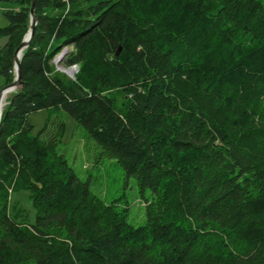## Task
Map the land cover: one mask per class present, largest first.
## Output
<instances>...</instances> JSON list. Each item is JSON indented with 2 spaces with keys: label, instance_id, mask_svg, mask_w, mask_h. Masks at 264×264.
<instances>
[{
  "label": "trees",
  "instance_id": "1",
  "mask_svg": "<svg viewBox=\"0 0 264 264\" xmlns=\"http://www.w3.org/2000/svg\"><path fill=\"white\" fill-rule=\"evenodd\" d=\"M30 2L0 0L5 85ZM34 13L0 117V264H264V0H37ZM62 46L74 79L50 63ZM52 109L134 180L142 226L56 153L61 121L31 135L27 117ZM21 193L32 212L12 209Z\"/></svg>",
  "mask_w": 264,
  "mask_h": 264
},
{
  "label": "rangeland",
  "instance_id": "2",
  "mask_svg": "<svg viewBox=\"0 0 264 264\" xmlns=\"http://www.w3.org/2000/svg\"><path fill=\"white\" fill-rule=\"evenodd\" d=\"M4 24L5 20L1 15L0 8V27ZM71 52V46L61 47L50 62L55 71L63 73L60 68L66 67L64 64ZM67 72L71 73V70H67L63 74L70 77ZM11 74L13 77V67ZM4 83V77L0 76V89L4 87ZM14 92L6 98L2 108ZM47 119H57L64 124L63 134L56 146V153L65 158L68 166L81 180H88L90 190L95 195L107 203L114 202L119 209L127 208L129 222L136 227L142 226L145 223L144 207L146 204L139 196L134 180L125 179L123 171L116 161L100 155L97 145L87 136L83 128L61 110H39L31 113L27 117V122L31 126V135H36L45 125ZM14 197L21 199L24 196L21 193ZM25 204H27V210L32 212L30 203Z\"/></svg>",
  "mask_w": 264,
  "mask_h": 264
},
{
  "label": "water",
  "instance_id": "3",
  "mask_svg": "<svg viewBox=\"0 0 264 264\" xmlns=\"http://www.w3.org/2000/svg\"><path fill=\"white\" fill-rule=\"evenodd\" d=\"M36 2L37 0H31L30 2V7H29V28L27 33L25 34L23 40L21 41V43L17 46V48L14 50L13 52V56H12V67L14 70V76H13V80L12 82H10L9 84L5 85L4 87H2L0 89V98H1V93L9 88H13L15 91L21 90L23 83L21 81V66H20V59H21V54L22 51L25 50L30 42L33 39V35L35 32V26L37 24V18L35 16V8H36ZM121 47L119 46L116 51L114 56L117 57L119 55V53L121 52ZM20 55V57H19ZM62 72V71H61ZM1 112L2 109H0V117H1Z\"/></svg>",
  "mask_w": 264,
  "mask_h": 264
},
{
  "label": "crops",
  "instance_id": "4",
  "mask_svg": "<svg viewBox=\"0 0 264 264\" xmlns=\"http://www.w3.org/2000/svg\"><path fill=\"white\" fill-rule=\"evenodd\" d=\"M23 194V198H18V197H14L13 196V204H12V209L17 213V214H19V213H23V212H25V211H27V204H25V203H28V199H27V197H26V195L27 194H25V193H22ZM25 198V199H24ZM20 199V200H19ZM30 212V211H29Z\"/></svg>",
  "mask_w": 264,
  "mask_h": 264
},
{
  "label": "bare ground",
  "instance_id": "5",
  "mask_svg": "<svg viewBox=\"0 0 264 264\" xmlns=\"http://www.w3.org/2000/svg\"><path fill=\"white\" fill-rule=\"evenodd\" d=\"M20 57V55H19ZM69 73V72H67ZM13 91H15L13 88H9V89H6L4 90L2 93H1V98H0V109L2 108L3 104L5 103V100L6 98L10 95V93H12Z\"/></svg>",
  "mask_w": 264,
  "mask_h": 264
},
{
  "label": "built area",
  "instance_id": "6",
  "mask_svg": "<svg viewBox=\"0 0 264 264\" xmlns=\"http://www.w3.org/2000/svg\"><path fill=\"white\" fill-rule=\"evenodd\" d=\"M60 70L65 73L67 70H71V73H69V76L68 78L70 79H74V75L77 73L78 71V68L76 65H72V66H69V67H65V68H60ZM10 192V191H9Z\"/></svg>",
  "mask_w": 264,
  "mask_h": 264
}]
</instances>
